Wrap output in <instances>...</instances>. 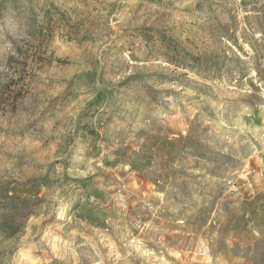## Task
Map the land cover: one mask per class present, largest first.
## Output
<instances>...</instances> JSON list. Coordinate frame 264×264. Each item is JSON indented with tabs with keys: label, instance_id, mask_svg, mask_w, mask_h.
I'll list each match as a JSON object with an SVG mask.
<instances>
[{
	"label": "rangeland",
	"instance_id": "1",
	"mask_svg": "<svg viewBox=\"0 0 264 264\" xmlns=\"http://www.w3.org/2000/svg\"><path fill=\"white\" fill-rule=\"evenodd\" d=\"M0 264H264V0H0Z\"/></svg>",
	"mask_w": 264,
	"mask_h": 264
},
{
	"label": "trees",
	"instance_id": "2",
	"mask_svg": "<svg viewBox=\"0 0 264 264\" xmlns=\"http://www.w3.org/2000/svg\"><path fill=\"white\" fill-rule=\"evenodd\" d=\"M17 52L19 53V54H21L22 53V49H17ZM13 60H15V58L14 57H12V59H11V63L13 62ZM26 61H27V59H26ZM27 71V70H26ZM27 74V73H26ZM20 86L18 87V84L17 83H15L14 82V80H11L10 81V84H8L6 87V89L10 92V94H13V93H15V95H14V97H13V100H16L17 99V97H19L20 96V94H21V92H22V88L24 89V87L25 86H27V82H26V77H24L23 76V83L21 84H19ZM17 87H18V89H17ZM20 89V90H19Z\"/></svg>",
	"mask_w": 264,
	"mask_h": 264
}]
</instances>
